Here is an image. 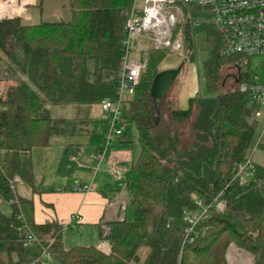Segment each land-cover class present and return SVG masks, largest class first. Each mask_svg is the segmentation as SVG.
Here are the masks:
<instances>
[{"label": "trees", "instance_id": "1", "mask_svg": "<svg viewBox=\"0 0 264 264\" xmlns=\"http://www.w3.org/2000/svg\"><path fill=\"white\" fill-rule=\"evenodd\" d=\"M132 2L70 0L67 21L0 22V55L9 73L0 81L16 84L0 99V196L6 202L14 197L9 186L14 176L33 186L31 150L78 124L52 119L48 106L93 105L115 97L123 12ZM198 31L205 34V90L217 93L214 97L195 96L184 111L174 100H166L170 121H162L148 93L169 53L149 50L139 85L124 102L122 120L135 129L140 152L125 174L126 209H131L133 220L124 217L107 224L109 252L93 246L65 248L62 227L35 224L32 201L16 195L24 222L13 205L9 216L0 212V264H42L49 240L50 264H228L226 253L232 244L250 254L253 264H264V167L257 166L248 185L225 188L256 132L253 107L238 90L247 74L222 80L223 66L234 68L243 60L219 55L223 37L212 26L184 30L183 52L190 63ZM105 133L104 124L102 140ZM220 191L224 211L211 210L189 243L183 211L193 209L195 199L208 200ZM29 233L35 239L26 245Z\"/></svg>", "mask_w": 264, "mask_h": 264}, {"label": "built area", "instance_id": "2", "mask_svg": "<svg viewBox=\"0 0 264 264\" xmlns=\"http://www.w3.org/2000/svg\"><path fill=\"white\" fill-rule=\"evenodd\" d=\"M36 2L37 0H0V22L21 17L27 11L26 9L34 6ZM123 17L121 64L115 97L98 104L106 126L105 136L96 154L98 166L106 164L113 180L125 183L126 171L118 162L109 159L108 153L114 141L123 135L125 123L122 120V107L126 99L133 96L139 85L141 74L147 63V52L167 50L170 54L181 56L185 28L188 27L194 31L201 27L212 26L223 37L219 55L243 60V65H234L237 78H240V73L247 74L246 77L243 76L246 78L243 82H238V90L247 95L249 104L254 110L252 119L256 131L260 128L255 141L253 139L241 161L234 166L233 176L225 188L232 183H237L240 187L248 185L254 180L257 170L254 154L259 150L264 154L262 150L264 144V0H133L131 6L123 12ZM178 26L183 29L177 31ZM138 40H142L144 45L148 44V47H142L135 53L134 45ZM252 60H255V65H258L257 72L252 70L254 67V64L251 67ZM6 93L5 87L0 82L1 100L5 99ZM20 182L18 176H14L9 181L10 189L14 194L9 205L16 207L17 218L24 222L16 196V185ZM93 189L92 184H76L72 187L73 192L79 193H88ZM222 196L223 191H220L208 200L197 198L194 200L193 209L183 211L182 222L186 241L194 242L200 225L208 219L211 210L216 213L224 211L226 202ZM126 206L125 202L121 203L123 210ZM79 219L77 214L72 216V220ZM23 227L25 228L26 225L24 224ZM70 227L73 226L68 225L62 230ZM34 239V236L29 233L26 245ZM51 243L52 240H49L47 247L42 250L40 259L42 264L51 263L47 252ZM232 249L236 254L241 252L244 256L250 255L230 246L226 253L228 264L234 262ZM244 260L248 264L249 258Z\"/></svg>", "mask_w": 264, "mask_h": 264}, {"label": "crops", "instance_id": "3", "mask_svg": "<svg viewBox=\"0 0 264 264\" xmlns=\"http://www.w3.org/2000/svg\"><path fill=\"white\" fill-rule=\"evenodd\" d=\"M135 45H138L137 50L144 47L142 40ZM174 68L173 64L163 65V70ZM0 82L7 91L16 86L12 81ZM195 96V91L183 94L178 88L173 98L175 107L186 110L189 99ZM48 111L52 119L78 124L53 135L48 145L31 150L33 186L18 183L16 195L32 201L35 224L54 223L62 228L73 226L62 232L65 248L63 234L71 232L80 236L78 243L71 247L93 246L107 254L110 250V243L104 238L109 231L107 224L126 218L128 209L121 208V203L127 202L125 183L115 182L106 164H97L96 154L105 124L102 112L98 104L55 105L48 106ZM131 127L125 124L123 135L114 141L108 153L109 159L118 162L125 171L140 152L136 131ZM76 184H92L94 189L88 193L73 192L72 187ZM74 214L80 219L72 220Z\"/></svg>", "mask_w": 264, "mask_h": 264}, {"label": "rangeland", "instance_id": "4", "mask_svg": "<svg viewBox=\"0 0 264 264\" xmlns=\"http://www.w3.org/2000/svg\"><path fill=\"white\" fill-rule=\"evenodd\" d=\"M26 10L27 11H25V13H23L21 17H15L13 20H19L22 24H31L35 22H62V21H67L72 14V6L70 4V0H37L34 6L28 7ZM11 20L12 19L8 21H11ZM181 29H183V27L181 26L177 27V31H180ZM204 37H205V34L203 31H198L194 36L193 42H194L195 52H194L193 62L190 63L188 61V57L186 53L183 52L181 55L182 58L180 55L169 53L167 54L166 58L160 63L159 70L162 71L163 65L165 66V65L173 64L176 68L177 66L181 64L182 61H187L184 63L183 75L179 78L177 82L174 83L165 101L161 102V104L159 105L160 112L162 113L161 114L162 116L160 117L162 121H166V122L170 121L169 114H168V105L166 103V100H173L176 94V90L178 88H180L183 94L189 90L195 91L196 96L201 97V98H210V97H214L217 94V93L210 94L206 92L205 90L203 64L207 60V53L204 50V48H202L201 46V42L204 39ZM137 47L138 45L134 46L135 53L136 51L138 52ZM147 47H148V44L147 45L145 44L144 48H147ZM253 64H254V67H253ZM251 65H252L251 67H253L252 68L253 71L257 72L259 70L258 65L257 64L255 65V60H252ZM6 71L8 72V69L6 66V59L0 55V78L4 77L3 76L4 73L5 75L9 74ZM220 74L222 76V80L229 79L230 81H232V79L237 78L235 69L232 67H228V66H223L222 70H220ZM188 124L186 125L187 130H188ZM131 128L135 132V129L133 127ZM186 129L184 131V128H183V131L186 132ZM259 133H260V128H258L257 131L255 132L254 141H255V138L259 135ZM254 161L257 164V166L261 165L264 167V154H262L260 150L254 154ZM125 203L127 205V202ZM0 212L7 216H9L11 213V208H10L9 203L3 200L1 196H0ZM126 219L128 221L133 220V214L130 208H128L126 212ZM79 237L80 236L78 234L75 235V234H72L71 232H65L63 234V239H64L63 241H64L66 248H69L77 244L78 243L77 239H79ZM230 246L236 247L233 244ZM233 252H234V249H232V252H231L232 260L234 261L233 264H244V263L246 264L244 260L245 258H249L248 264L253 263V259L250 255L244 256V253L242 254L241 252H239L236 254V252L234 253Z\"/></svg>", "mask_w": 264, "mask_h": 264}, {"label": "water", "instance_id": "5", "mask_svg": "<svg viewBox=\"0 0 264 264\" xmlns=\"http://www.w3.org/2000/svg\"><path fill=\"white\" fill-rule=\"evenodd\" d=\"M183 64L174 69L160 71L152 80L148 93V101L153 103L157 117H159V105L165 101L174 83L183 75Z\"/></svg>", "mask_w": 264, "mask_h": 264}]
</instances>
